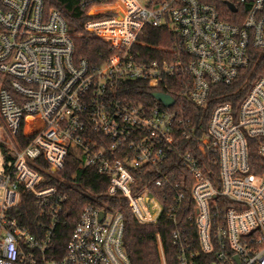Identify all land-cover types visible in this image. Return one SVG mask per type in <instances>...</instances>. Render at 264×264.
<instances>
[{
	"label": "built area",
	"instance_id": "obj_1",
	"mask_svg": "<svg viewBox=\"0 0 264 264\" xmlns=\"http://www.w3.org/2000/svg\"><path fill=\"white\" fill-rule=\"evenodd\" d=\"M81 3L87 35L111 49L94 68L75 59L73 34L59 10H46L43 0H2L0 141L10 159L4 156L0 173V264H131L123 214L98 204L84 207L64 254L49 256L66 196L41 183L64 168L70 153L80 168L107 175L108 193L123 192L139 222L158 230L166 224L157 234L162 264H173V257L176 264H202V255H211L213 264H264V71H252L254 82L237 110L230 102L214 107L202 136L168 92L157 91L170 95L172 106L155 96L152 103L123 97L127 82L172 81L205 108L212 87L249 73L251 50L264 49V0H251L242 25L199 0ZM147 27L166 29L171 45L146 41ZM174 154L192 179L189 227L178 225L183 193L165 206L148 187L133 190L136 173L147 169L156 187L168 182ZM25 191L37 198L40 215H52L42 236L11 213Z\"/></svg>",
	"mask_w": 264,
	"mask_h": 264
},
{
	"label": "trees",
	"instance_id": "obj_2",
	"mask_svg": "<svg viewBox=\"0 0 264 264\" xmlns=\"http://www.w3.org/2000/svg\"><path fill=\"white\" fill-rule=\"evenodd\" d=\"M46 10L56 9L65 17L70 32L73 34L75 45V59H86L89 66L94 68L102 65L111 55V49L107 42L89 36L86 33L85 23L89 19L87 8L81 3V0H43ZM203 3L214 5L220 15V18L234 24L242 25L251 7V0L246 3L238 4L237 0H199ZM236 5L237 11H232L228 3ZM2 0H0V7ZM172 35L164 28L147 27L144 39L152 44L169 46L172 43ZM251 71L243 74L230 86L218 84L212 87L209 102L205 108L194 105L178 89V82L169 81L168 86L159 85L150 87L144 81L127 82L123 87V97L134 101L147 103L154 102V93L157 91L168 92L173 95L176 104L175 107L184 106V115L186 119L198 126V135L202 136L207 132L210 114L215 106L220 103L230 102L237 110L240 103L246 96L254 82V73L252 71H264V49L251 50ZM5 84V76L0 71V86ZM21 137V134H18ZM256 141V140H255ZM0 150L3 156L9 160L6 145L0 141ZM252 154L257 152L252 150ZM177 155L174 154L170 160L169 174L170 180L161 187H156L154 183L148 182L150 170L143 173H136V182L133 186L134 192H139L148 187L164 203L165 206L171 204L174 196L179 193L184 194V200L178 217V225L189 227L188 216L193 213L194 200L191 195L192 179L184 167L177 163ZM80 160L74 154L70 153L65 162V166L55 175H47L41 183L42 187L55 186L57 194L66 196L62 203V210L58 212L55 220V226L51 237V258L61 257L66 248V244L74 229L78 218L84 207L88 204H98L108 211L121 212L124 216V235L123 246L128 255L131 264H162L160 251L157 243V234H163L166 224L159 226V230L152 225L143 224L135 217L127 197L121 191L114 195L108 193L110 181L107 175L98 173L93 168H80ZM212 163V162H211ZM213 171L215 180H218V167L213 162ZM230 202H227V205ZM224 208V207H223ZM23 227L28 228L32 233L42 236L51 226L52 215H40L38 200L30 191H25L20 205L12 210ZM164 217L162 220H165ZM190 235L196 237V228L191 229ZM196 243V239H195ZM196 245V244H195ZM169 251V250H168ZM202 264H213L211 255H202ZM173 264L176 261L173 257Z\"/></svg>",
	"mask_w": 264,
	"mask_h": 264
},
{
	"label": "water",
	"instance_id": "obj_3",
	"mask_svg": "<svg viewBox=\"0 0 264 264\" xmlns=\"http://www.w3.org/2000/svg\"><path fill=\"white\" fill-rule=\"evenodd\" d=\"M228 6L229 8L232 10V11H237V7L235 4H233L232 2H229L228 3ZM154 96L156 98H158L159 100H161L166 106H172L174 104V99L166 94V93H163V92H155L154 93Z\"/></svg>",
	"mask_w": 264,
	"mask_h": 264
},
{
	"label": "rangeland",
	"instance_id": "obj_4",
	"mask_svg": "<svg viewBox=\"0 0 264 264\" xmlns=\"http://www.w3.org/2000/svg\"><path fill=\"white\" fill-rule=\"evenodd\" d=\"M3 161H4V156L0 150V173L2 172L3 168ZM3 196V189L0 187V198ZM160 234V233H159ZM143 264H146V260L144 259Z\"/></svg>",
	"mask_w": 264,
	"mask_h": 264
}]
</instances>
